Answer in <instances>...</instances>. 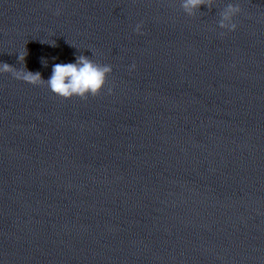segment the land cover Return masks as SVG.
I'll list each match as a JSON object with an SVG mask.
<instances>
[{
  "label": "clouds",
  "instance_id": "clouds-1",
  "mask_svg": "<svg viewBox=\"0 0 264 264\" xmlns=\"http://www.w3.org/2000/svg\"><path fill=\"white\" fill-rule=\"evenodd\" d=\"M213 0H181L183 11L189 16L196 14L201 5L210 7ZM240 12L238 6L229 4L221 13L219 27L234 31L237 27L233 23V17ZM142 25L138 24L135 31L140 32ZM54 46V45H53ZM25 56H19L24 61ZM133 69L135 65L131 66ZM0 72L12 73L16 79L23 80L32 85L47 84L53 94L63 98L71 99L79 97L87 99L89 96L96 97L104 90L108 82V76L112 72L110 65L99 64L89 57L79 55L75 63H56L52 66V75L44 80L39 72L33 73L25 68L16 70L7 63L0 64ZM111 92V89H109Z\"/></svg>",
  "mask_w": 264,
  "mask_h": 264
}]
</instances>
